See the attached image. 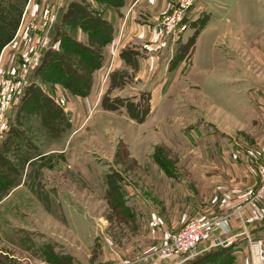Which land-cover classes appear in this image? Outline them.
<instances>
[{
  "label": "rangeland",
  "instance_id": "rangeland-1",
  "mask_svg": "<svg viewBox=\"0 0 264 264\" xmlns=\"http://www.w3.org/2000/svg\"><path fill=\"white\" fill-rule=\"evenodd\" d=\"M67 1L28 0L23 27L1 52V80L10 87L8 93L13 88L10 82L17 90L0 130V148L12 136L14 118L28 88L38 86L61 111L55 99H68L64 88L36 77L44 54L56 51L45 47L46 17L56 16L53 28ZM200 2L207 12L191 15L196 22L178 43L179 33L171 37L175 44L170 42L163 52L156 80L143 90L135 91L132 86L118 92L123 97H117V91L113 96L108 92L96 97L92 113L83 112V124L70 122L69 133L55 135L43 148L49 154L65 155V162L44 174L47 190L59 202V217L48 214L23 186L3 200L0 259L5 264H50L43 253L47 249L71 255L78 264H185L198 257L196 251L194 256L157 261L155 253L164 240H159L158 227L151 226V214L165 218L169 232L164 235L182 230L189 219L175 228L170 220L177 190L183 192L190 180L199 179L191 174L192 166L205 170L202 159L210 158L213 142L227 147L230 141L240 139L254 148L264 136V131L257 128L260 120L256 112L261 106L256 92L264 89V0ZM186 15L184 21H190ZM199 37V47L192 56ZM172 44L174 57L181 54L186 60L182 73L176 82L173 75L169 83L172 91L149 95L151 111L140 125L115 99L133 97L138 102L142 92H152L158 80L168 78ZM36 54L41 58L39 67L33 65ZM104 100L117 110H105ZM130 154L148 158L132 160ZM195 155L197 160L192 162ZM109 180L125 193L129 213L124 214L120 205L115 208L116 203L111 205Z\"/></svg>",
  "mask_w": 264,
  "mask_h": 264
},
{
  "label": "crops",
  "instance_id": "crops-1",
  "mask_svg": "<svg viewBox=\"0 0 264 264\" xmlns=\"http://www.w3.org/2000/svg\"><path fill=\"white\" fill-rule=\"evenodd\" d=\"M188 1H190V6L187 8L186 14L190 13L189 16L186 15V18L188 17L190 21L186 19L187 25L182 27L177 40H175L178 43L188 35L193 27L191 24L196 22L194 16L191 15H194L195 12H207L205 5L200 0H126L124 7L120 10L121 14L110 13L109 18L115 26V38L106 47L104 66L95 74L91 95L88 98L77 99L62 88L66 95L64 96L68 97L67 100L71 108L76 111L79 124H83L84 111L92 113L91 108L95 104L96 97L101 98L108 92H111L113 96L114 91L121 93L132 86H135V91L143 90V87H146L148 83L156 80L155 77L160 76L157 64L163 59V52L167 51L168 44L170 45V42L175 44L172 42V36L165 38L160 36L161 20L165 15L173 12L180 3ZM208 26L209 24L205 29ZM50 38L52 40L51 34ZM79 39H84L81 32ZM52 42L58 44L53 40ZM173 44L172 58L168 63V66H171L170 76L158 80L159 82L153 87L152 92H148L151 96L172 91L169 85L172 83L173 75V81L176 82L182 73L186 60H183L181 54L174 57L175 47ZM199 44L200 37L195 42L192 56ZM133 48L141 54V56H134L137 58V67L128 63L123 57L124 52ZM116 74L123 75L126 82L122 85H114L113 76ZM120 93L117 94L119 96H116L123 97ZM256 101L261 104L256 111L260 120L257 128L264 131V89L256 92ZM228 144L227 147L224 145L219 147L218 142H213V146H210L212 150L210 158L202 159L204 160L202 163L205 162V170L198 169L197 165L192 166L191 174L198 176L199 179L197 181L194 179L196 182L190 180L189 186L183 187V192L177 190L174 216L170 221L173 222L175 228V225L180 222L183 224L188 219L201 216H210L221 220L227 226L228 233L224 232L221 227L213 228L209 236L199 243L197 252L201 253L219 246L217 241L220 240V246L234 247L235 264H253L251 242L262 241L264 243V205L251 206L253 195L260 185L259 169L264 167V136H260L254 148L247 147L240 139H234ZM129 157L139 161L145 159L139 157L148 158V156H137L136 154H130ZM152 158L156 162L155 164L160 167L155 155ZM195 160H197V155L192 158V162ZM178 218L180 221H177ZM150 221L152 222L151 226L158 227L159 240L163 241L164 233L169 232L166 229L165 218L157 213H152ZM152 233L155 234L154 230ZM224 242H228L227 246L223 245Z\"/></svg>",
  "mask_w": 264,
  "mask_h": 264
},
{
  "label": "trees",
  "instance_id": "trees-1",
  "mask_svg": "<svg viewBox=\"0 0 264 264\" xmlns=\"http://www.w3.org/2000/svg\"><path fill=\"white\" fill-rule=\"evenodd\" d=\"M27 2L28 0H0V55L14 40ZM125 3L126 0H68L60 10L51 32L52 40L59 44V48L44 54L36 77L53 87L64 88L74 98H88L94 87L95 74L104 66L106 47L115 38L114 22L109 15L121 14L120 10ZM186 21L185 19L184 22ZM80 32L83 40L79 39ZM134 56H141L134 48L123 54L128 63L137 67V58ZM113 78L114 85L126 82L121 74H116ZM149 95L148 92H142L138 102L134 98L115 100L127 109L131 120L142 124L151 111ZM141 101L147 104L143 105ZM21 102L14 118L12 136L0 148V206L15 189L23 186L48 214L59 217V202L47 190L44 174L65 162V155L49 154L43 148L51 143L55 135L69 133L71 124L38 86L28 88ZM105 102L107 105H102L105 110H117L113 104ZM110 180L108 196L112 198L111 205L116 203L115 208L120 205L124 214L129 213L124 201L125 193L113 186ZM9 238L15 241L12 237ZM43 253L50 264H78L68 254L49 249ZM235 261L234 247L219 245L200 253L196 259L185 264H235ZM0 264L5 262L0 259Z\"/></svg>",
  "mask_w": 264,
  "mask_h": 264
},
{
  "label": "built area",
  "instance_id": "built-area-1",
  "mask_svg": "<svg viewBox=\"0 0 264 264\" xmlns=\"http://www.w3.org/2000/svg\"><path fill=\"white\" fill-rule=\"evenodd\" d=\"M190 6V1L180 3L176 9L173 10L168 15H165L161 20V34L162 38L172 36L176 37L177 34L181 31V24L184 22V18L186 15V10ZM51 16V17H50ZM56 16L49 15L46 17L45 26L47 28V37H46V50H58V44L52 42L50 38V30L52 28V23L55 22ZM23 22V20H22ZM23 24V23H22ZM21 24L19 31L23 27ZM42 29V28H41ZM18 31V34H19ZM4 52V51H3ZM2 52V54H3ZM1 54V57H2ZM40 55L36 54L33 65L36 67L40 66ZM1 62V59H0ZM2 70L0 69V73ZM27 84V81H25ZM34 83V82H31ZM11 92H7L10 90V87L5 84L3 80H1L0 76V130L2 129V124L6 120V113L9 108L12 106V99L15 91L17 90L13 83ZM10 85V86H11ZM27 86H29L27 84ZM23 94V92H22ZM21 94V95H22ZM56 104L62 109L65 116L69 118L70 122L76 124L77 122V114L74 109L71 108L69 101L64 98L55 99ZM260 176V185L255 197H253L251 201V206L258 207L259 205H264V167L259 169ZM215 227H221L224 232L228 233V228L225 224L216 218L210 216H201L190 219L186 222L184 228L177 233H167L164 238L163 244L158 248L155 253L157 257V261H172L184 256H194L196 255V251L200 242L205 240L210 231ZM251 253L253 257V264H264V244L262 241H252L251 245Z\"/></svg>",
  "mask_w": 264,
  "mask_h": 264
},
{
  "label": "water",
  "instance_id": "water-1",
  "mask_svg": "<svg viewBox=\"0 0 264 264\" xmlns=\"http://www.w3.org/2000/svg\"><path fill=\"white\" fill-rule=\"evenodd\" d=\"M217 244H218V245L221 244L220 240L217 241ZM227 244H228V242H224V243H223L224 246H227Z\"/></svg>",
  "mask_w": 264,
  "mask_h": 264
}]
</instances>
